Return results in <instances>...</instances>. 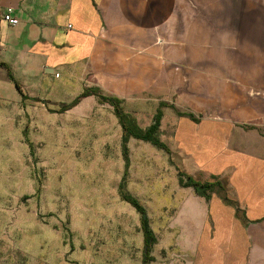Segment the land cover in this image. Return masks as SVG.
<instances>
[{
	"label": "crops",
	"instance_id": "crops-1",
	"mask_svg": "<svg viewBox=\"0 0 264 264\" xmlns=\"http://www.w3.org/2000/svg\"><path fill=\"white\" fill-rule=\"evenodd\" d=\"M10 10L16 25L3 18ZM65 88L78 94L58 101ZM86 90L121 99L144 129L162 111L172 155L132 137L126 181L157 236L154 259L264 264V0H0V152L20 108L33 118L28 100L61 108ZM89 104L111 113L90 115L121 138L97 95L67 111ZM180 170L226 179L231 201L181 185ZM120 180L103 198L121 199Z\"/></svg>",
	"mask_w": 264,
	"mask_h": 264
},
{
	"label": "rangeland",
	"instance_id": "rangeland-1",
	"mask_svg": "<svg viewBox=\"0 0 264 264\" xmlns=\"http://www.w3.org/2000/svg\"><path fill=\"white\" fill-rule=\"evenodd\" d=\"M77 94L65 88L56 98ZM27 103L33 118L20 108L17 133L3 138L0 152V264H144L140 213L120 197L103 198L111 196L106 184L123 179L124 149L122 137L90 114L111 113L92 104L63 113L55 112L59 105ZM129 142L130 157L139 149Z\"/></svg>",
	"mask_w": 264,
	"mask_h": 264
},
{
	"label": "trees",
	"instance_id": "trees-1",
	"mask_svg": "<svg viewBox=\"0 0 264 264\" xmlns=\"http://www.w3.org/2000/svg\"><path fill=\"white\" fill-rule=\"evenodd\" d=\"M10 76L13 80H15L12 73H10ZM17 87L19 89V92L23 95L24 98L27 96L24 95L22 92L21 86L18 82H16ZM97 95L101 101L105 103H109L114 107V111L116 116L119 118V122L123 128V135H122V146H123V155L125 160V172L123 179L119 185V192L121 199L123 201H126L130 203L139 213L141 216V225L142 229L144 230V258L143 262L144 264H150V262L154 261V256L152 255V251L154 248V245L157 243L158 239L154 232V230L151 227L150 224V218L148 215V212L145 208V206L140 202L138 198H136L134 195H132L130 192L126 190V181L127 176L129 172V166H130V157H129V147L128 142L129 140L134 137L136 139L149 141L152 144L165 149L168 153L172 155L171 150L169 149L168 145L163 142L160 138V125H161V118H162V111L159 110L158 113L155 115V120L151 126L144 129L140 127V125L137 123V120L134 118V116H131L129 113H127L122 105H121V99L117 97H109L104 96L100 94L97 91L94 90H86L84 91L80 96H78L75 101L69 104H64L58 112H65L68 109L74 107L76 104H78L82 98L87 97L89 95ZM36 100L43 101L44 103H47L45 100H40L36 98ZM179 178L180 183L183 186H193L197 193L201 196H205L206 198H210L211 195L214 193L215 190H218V192L224 196V198L227 201H231V196L228 190V181L224 178H214L210 180H204L201 177L198 176H192L189 174H186L182 170L179 171Z\"/></svg>",
	"mask_w": 264,
	"mask_h": 264
},
{
	"label": "built area",
	"instance_id": "built-area-1",
	"mask_svg": "<svg viewBox=\"0 0 264 264\" xmlns=\"http://www.w3.org/2000/svg\"><path fill=\"white\" fill-rule=\"evenodd\" d=\"M4 20H6L7 22H9L10 24L16 25L19 22V19L13 15V12L10 10L8 12H6L3 15Z\"/></svg>",
	"mask_w": 264,
	"mask_h": 264
}]
</instances>
